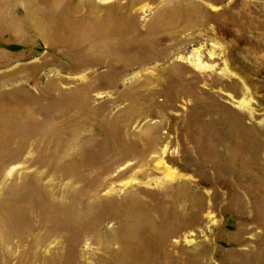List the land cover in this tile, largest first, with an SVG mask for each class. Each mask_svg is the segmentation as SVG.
<instances>
[{
    "label": "rangeland",
    "instance_id": "rangeland-1",
    "mask_svg": "<svg viewBox=\"0 0 264 264\" xmlns=\"http://www.w3.org/2000/svg\"><path fill=\"white\" fill-rule=\"evenodd\" d=\"M0 264H264V0H0Z\"/></svg>",
    "mask_w": 264,
    "mask_h": 264
},
{
    "label": "bare ground",
    "instance_id": "bare-ground-1",
    "mask_svg": "<svg viewBox=\"0 0 264 264\" xmlns=\"http://www.w3.org/2000/svg\"><path fill=\"white\" fill-rule=\"evenodd\" d=\"M193 61V60H192ZM14 230V229H13ZM5 244V243H4ZM2 249V248H1ZM5 251V250H4ZM137 260V259H136ZM24 262V261H23Z\"/></svg>",
    "mask_w": 264,
    "mask_h": 264
}]
</instances>
